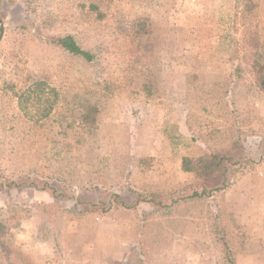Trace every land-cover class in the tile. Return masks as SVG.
Segmentation results:
<instances>
[{
  "label": "rangeland",
  "instance_id": "rangeland-1",
  "mask_svg": "<svg viewBox=\"0 0 264 264\" xmlns=\"http://www.w3.org/2000/svg\"><path fill=\"white\" fill-rule=\"evenodd\" d=\"M245 1L0 0V264H264V0ZM27 77L57 90L49 118L5 91ZM232 144L229 184L193 196L181 159Z\"/></svg>",
  "mask_w": 264,
  "mask_h": 264
},
{
  "label": "trees",
  "instance_id": "trees-1",
  "mask_svg": "<svg viewBox=\"0 0 264 264\" xmlns=\"http://www.w3.org/2000/svg\"><path fill=\"white\" fill-rule=\"evenodd\" d=\"M245 4V7H249L251 0H246ZM90 9L93 11L97 10L92 4L90 5ZM52 42L72 56L79 57L86 62L93 60L91 53L81 49L71 36L54 37ZM253 70L255 84L260 91L264 92V65L259 60H256L253 63ZM4 88L5 91L9 90V94L16 99L17 105L20 108L25 110L32 102V106L36 108L34 116L37 120L49 118L59 100V94L55 88L51 87L44 80L31 77H27L19 87L16 84H10ZM83 108L87 112L93 109L89 104L85 107L83 106ZM59 109L62 111L64 108L60 106ZM92 119L95 120V117ZM58 124L64 131L73 129L74 127V123L67 120L64 115ZM238 150V147L232 144L227 150L221 152L205 154L195 158L183 157L181 159V171L192 174L195 179L200 181L199 187L201 193L195 192L193 196L199 197L201 194L208 196L211 195V192L222 189L229 184L228 169L230 165L235 164L232 154H237ZM115 201L120 203L118 195H115ZM224 252L226 263L235 264L232 251H229L225 246Z\"/></svg>",
  "mask_w": 264,
  "mask_h": 264
}]
</instances>
